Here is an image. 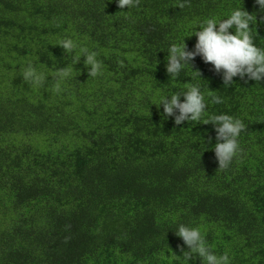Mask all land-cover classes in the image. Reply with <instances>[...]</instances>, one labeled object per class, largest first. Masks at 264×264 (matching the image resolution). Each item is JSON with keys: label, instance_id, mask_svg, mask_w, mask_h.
I'll return each mask as SVG.
<instances>
[{"label": "trees", "instance_id": "1", "mask_svg": "<svg viewBox=\"0 0 264 264\" xmlns=\"http://www.w3.org/2000/svg\"><path fill=\"white\" fill-rule=\"evenodd\" d=\"M178 3L0 0V264H187L177 223L198 227L230 264H264V79L225 86L210 63L192 62L206 102L221 97L204 117L246 125L227 169L210 122L176 125L157 106L195 82L190 68L167 74L170 43L185 37L191 50L201 21L240 5L264 46V13L254 0ZM63 38L73 53L57 45ZM81 48L97 53L96 77ZM29 64L41 84L23 80ZM64 66L70 74L57 80Z\"/></svg>", "mask_w": 264, "mask_h": 264}, {"label": "clouds", "instance_id": "2", "mask_svg": "<svg viewBox=\"0 0 264 264\" xmlns=\"http://www.w3.org/2000/svg\"><path fill=\"white\" fill-rule=\"evenodd\" d=\"M117 6L123 10L135 7L139 0H115ZM187 0H179L177 7L183 8ZM258 5V11L264 13V0H254ZM264 20V17L261 18ZM257 23L256 15L249 13L242 6H230L226 14L221 17L211 15L200 22L193 31L196 37L195 44L189 50L184 38L180 43H170L167 48L165 69L170 78H178L181 73L190 68V77L193 83H188L179 91H172L170 94L161 95L158 100V107L162 105V117H172L176 125L184 121H200L211 123L215 131V144L212 145L214 155L218 161V169H227L234 157L241 152L239 137L245 130V123L239 118L227 113L211 114L204 117L208 103L216 104L221 102V97L211 95L206 102L205 95L201 88V73L193 70L192 62L196 56H200L203 62L210 63L214 72L221 75L223 84L230 86L233 77L242 80H254L260 82L264 79V46L254 43L253 27ZM253 25V27H250ZM232 29L233 31H230ZM192 34V35H193ZM64 53H73L76 48L71 38H63L58 44ZM84 57L88 77H96L101 69L97 60V53L87 48L80 49ZM81 56L73 54L74 64ZM70 70L67 66L61 67L56 73V79L62 80L68 77ZM22 78L31 84H41L45 77L38 73L31 64L23 71ZM183 97V99H181ZM211 140V137H209ZM177 237L182 238L187 250L181 248L182 257L187 262L190 258L198 256L201 264H230V257L227 252L215 253L206 241L200 229L185 223H177L174 228ZM179 247V246H178Z\"/></svg>", "mask_w": 264, "mask_h": 264}]
</instances>
